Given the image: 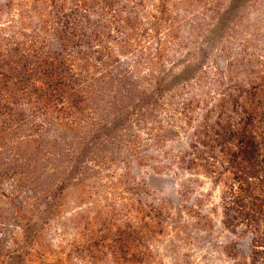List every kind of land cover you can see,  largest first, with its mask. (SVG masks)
Masks as SVG:
<instances>
[{
    "label": "rangeland",
    "instance_id": "obj_1",
    "mask_svg": "<svg viewBox=\"0 0 264 264\" xmlns=\"http://www.w3.org/2000/svg\"><path fill=\"white\" fill-rule=\"evenodd\" d=\"M0 264H264V0H0Z\"/></svg>",
    "mask_w": 264,
    "mask_h": 264
}]
</instances>
